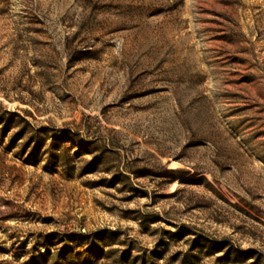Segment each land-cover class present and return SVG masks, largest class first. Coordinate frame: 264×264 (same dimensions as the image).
I'll return each mask as SVG.
<instances>
[{
  "label": "rangeland",
  "instance_id": "obj_1",
  "mask_svg": "<svg viewBox=\"0 0 264 264\" xmlns=\"http://www.w3.org/2000/svg\"><path fill=\"white\" fill-rule=\"evenodd\" d=\"M0 264H264V0H0Z\"/></svg>",
  "mask_w": 264,
  "mask_h": 264
}]
</instances>
